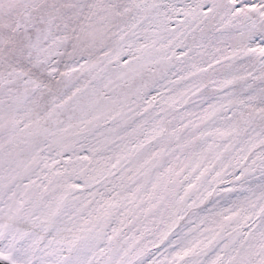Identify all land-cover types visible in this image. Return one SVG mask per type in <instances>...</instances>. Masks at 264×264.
Instances as JSON below:
<instances>
[{
    "label": "snow or ice",
    "instance_id": "1",
    "mask_svg": "<svg viewBox=\"0 0 264 264\" xmlns=\"http://www.w3.org/2000/svg\"><path fill=\"white\" fill-rule=\"evenodd\" d=\"M0 264H264V0H0Z\"/></svg>",
    "mask_w": 264,
    "mask_h": 264
}]
</instances>
